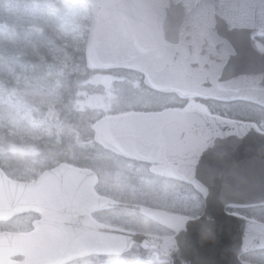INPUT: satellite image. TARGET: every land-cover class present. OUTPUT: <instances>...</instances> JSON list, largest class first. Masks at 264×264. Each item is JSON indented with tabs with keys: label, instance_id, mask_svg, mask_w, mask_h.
<instances>
[{
	"label": "water",
	"instance_id": "1",
	"mask_svg": "<svg viewBox=\"0 0 264 264\" xmlns=\"http://www.w3.org/2000/svg\"><path fill=\"white\" fill-rule=\"evenodd\" d=\"M83 1L90 12L88 69L134 70L152 90L264 107V44L256 40L264 38V0ZM93 131L102 147L161 163V176L193 185L204 200L202 215L191 219L97 196L96 175L65 164L32 183L0 170V222L21 213L41 217L32 233H0V264H64L121 255L132 245L170 264H251L240 256L264 250L263 223L225 212L264 206V132L196 106L104 118ZM110 208L140 213L173 235L112 228L90 217ZM15 256L23 259L11 261Z\"/></svg>",
	"mask_w": 264,
	"mask_h": 264
},
{
	"label": "rangeland",
	"instance_id": "2",
	"mask_svg": "<svg viewBox=\"0 0 264 264\" xmlns=\"http://www.w3.org/2000/svg\"><path fill=\"white\" fill-rule=\"evenodd\" d=\"M85 9L83 5L71 4L69 0H58L57 3L54 0H17L14 4H7L0 22V100L5 101L0 106V147L6 149L0 151L1 165L10 169L19 167L25 175H34L35 178L49 165L58 164L53 156L65 152L64 146L69 142L73 143L70 156L84 155L86 144L76 135L72 125L61 122L57 115L65 110H90L92 114L99 113L101 118L108 116L107 110L115 100L118 88H124L129 83L114 75L87 74L77 64L75 55L85 41L89 22ZM19 50L29 52L36 58L37 65H42L58 78L71 73L75 77L64 89H60L55 82L49 87L36 85L35 74L31 75L35 68L30 66L28 58L19 54ZM96 77L98 79L93 81ZM55 80L58 81L57 78ZM91 87L100 88L102 92L89 95ZM53 93L60 101L55 112L49 114L43 108L33 111V107L50 103ZM24 97H30L35 104L23 103ZM189 106L202 109L195 102H190ZM5 121L10 126L7 133L4 131ZM41 136L45 139L38 145L40 164L21 163L18 158L9 155L10 152L23 150L29 142L40 140ZM122 170L117 167L113 175H105L102 192L108 197L180 214H192L201 209L197 194L184 193L181 184L147 175H122ZM132 213L111 210L103 214V219L117 227L127 228L125 220ZM256 213L264 217V209ZM144 220L145 232L166 233ZM3 229H6L5 224H0V231ZM153 258L157 264H169L156 252ZM250 259L264 264V256L247 258ZM97 264L125 263L118 257H108Z\"/></svg>",
	"mask_w": 264,
	"mask_h": 264
},
{
	"label": "trees",
	"instance_id": "3",
	"mask_svg": "<svg viewBox=\"0 0 264 264\" xmlns=\"http://www.w3.org/2000/svg\"><path fill=\"white\" fill-rule=\"evenodd\" d=\"M17 0H0V22L3 21V16L6 12L7 4H14ZM57 3L58 0H54ZM71 4L83 5L85 14L88 15V6L81 0H69ZM88 26V23H87ZM87 30L85 31V34ZM264 43V40L260 39ZM84 43L82 42L80 49L75 55L77 64L85 73L89 74H108L119 77L122 81L129 82L126 87H119L116 93L115 100L110 103V108L107 110V115H120L132 112L137 113H153L160 112L167 109H183L187 106L190 99L180 98L174 92H160L148 88L144 83V76L136 71L128 69H110V70H88L85 66ZM11 50V49H9ZM13 52V51H12ZM14 53V52H13ZM19 54L29 59L30 66L35 68L31 75L35 74L36 85L49 87L54 82L60 89H64L72 82L70 75L60 76V79L53 73L46 71L42 68V65H37L36 58L29 54L26 50H19ZM23 58V57H22ZM57 78L58 81L55 79ZM98 79L96 77L94 80ZM102 90L100 88H90V94H100ZM192 100L198 102L209 113L225 119L244 121L254 123L258 129L264 131V108L248 103L245 101H219L215 99H201L192 98ZM57 117L61 122L72 125L75 129L76 135L79 139L86 144L84 155L70 156L71 146L73 143L69 142L64 146L65 152H61L59 155L53 157L58 163H65L79 168L91 169L97 172H113L117 167L126 171L138 172L141 167L136 163L137 161L125 159L121 156L115 155L108 150L103 149L94 142L92 125L101 118L100 114H92L90 110H84L83 112L77 110H65L58 114ZM78 138V137H77ZM141 163V162H138ZM142 166L149 165L147 163H141ZM53 167V164L49 165L46 169ZM0 169L5 175H12V178L18 179L19 176L25 175L23 171H20L19 167L15 169L7 168L0 164ZM45 170V169H43ZM99 181L95 186L94 191L99 195H104L102 192V186L106 183L105 175H98ZM104 189V188H103ZM264 209V207H250L243 209L228 210L235 212L245 217L254 218L264 223V217L257 215V211ZM102 212L94 213L93 218L98 222H104ZM36 220V216L30 214H18L11 217L6 223V230L11 232H28L33 230V222ZM112 225V224H111ZM153 253L151 251L142 250L139 246L133 245L127 252L120 255L119 259L125 264H157L154 261ZM252 256H264V251H258L243 255L241 258L247 260ZM104 260L103 257L90 256L83 259L71 261L67 264H97ZM253 262L252 259L247 260ZM168 263V262H167Z\"/></svg>",
	"mask_w": 264,
	"mask_h": 264
},
{
	"label": "clouds",
	"instance_id": "4",
	"mask_svg": "<svg viewBox=\"0 0 264 264\" xmlns=\"http://www.w3.org/2000/svg\"><path fill=\"white\" fill-rule=\"evenodd\" d=\"M103 13H100V17H103ZM23 103H33L34 101H31L30 97H24L22 98ZM5 103V101L0 100V106H2ZM59 97L56 96L54 93L52 94V98L50 103L46 102L43 105L39 107H33V111L37 112L40 110V108H43L46 112L49 114L55 112L57 106L59 105ZM4 123V131L7 133L8 126L6 121ZM45 137L41 136L40 140L29 142L26 144L25 148L19 152H10L9 155L18 158V161L23 163L25 161L30 162L33 165H38L41 163L40 160V148L38 145L44 141ZM6 149L0 147V151H5ZM146 221L143 219V217L132 213L129 214L128 218L125 220V226L132 232H138V231H147L145 228Z\"/></svg>",
	"mask_w": 264,
	"mask_h": 264
},
{
	"label": "flooded vegetation",
	"instance_id": "5",
	"mask_svg": "<svg viewBox=\"0 0 264 264\" xmlns=\"http://www.w3.org/2000/svg\"><path fill=\"white\" fill-rule=\"evenodd\" d=\"M136 163L141 167V170L140 171H138V172H131V171L122 170V171H120V173L122 175H161L159 172H157V169L161 168L162 164L153 163V164L146 165L144 167L141 164L142 162L141 163L136 162ZM152 169H154V170L156 169V170L153 171ZM94 173H95V175H113L114 174V172H104V171L101 172V173L100 172H97V171H94ZM6 176L8 178L12 179V180H18V181H22V182H30V180L33 181V179L36 178V177L34 178V175H21V176L18 177V179L12 178V175H6ZM27 179H30V180H27ZM160 179L167 180L165 178H160ZM168 181H170V180H168ZM182 191L184 193L185 192L194 193L193 187L190 184H187V183H184V182H182ZM197 197H198V200L201 202V209H199V211H201L202 208H203V206H204V202H203V200L201 199V197L198 194H197ZM198 216L199 215L196 214V215H190L189 217L196 218Z\"/></svg>",
	"mask_w": 264,
	"mask_h": 264
}]
</instances>
